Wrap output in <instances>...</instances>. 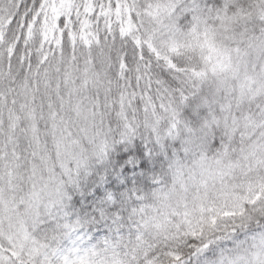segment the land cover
I'll return each instance as SVG.
<instances>
[{
	"label": "snow or ice",
	"instance_id": "snow-or-ice-1",
	"mask_svg": "<svg viewBox=\"0 0 264 264\" xmlns=\"http://www.w3.org/2000/svg\"><path fill=\"white\" fill-rule=\"evenodd\" d=\"M0 264H264V0H0Z\"/></svg>",
	"mask_w": 264,
	"mask_h": 264
}]
</instances>
